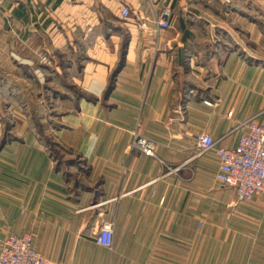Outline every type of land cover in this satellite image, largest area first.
Returning <instances> with one entry per match:
<instances>
[{"label":"crops","instance_id":"obj_1","mask_svg":"<svg viewBox=\"0 0 264 264\" xmlns=\"http://www.w3.org/2000/svg\"><path fill=\"white\" fill-rule=\"evenodd\" d=\"M0 22V251L33 233L50 264H264V194L231 207L196 156L261 120L264 0H25Z\"/></svg>","mask_w":264,"mask_h":264},{"label":"built area","instance_id":"obj_2","mask_svg":"<svg viewBox=\"0 0 264 264\" xmlns=\"http://www.w3.org/2000/svg\"><path fill=\"white\" fill-rule=\"evenodd\" d=\"M25 0H0V8L7 3L18 4ZM231 0H226L230 3ZM123 17L131 15L127 7L122 9ZM170 11L166 10L157 23V32L165 31L170 27L168 17ZM45 60V59H44ZM257 117L247 119L236 129H242L238 144L231 148L218 144V141L209 134L196 137L198 149L197 157L214 152L219 158L218 181L232 188L236 193V202H250L254 197L264 194V111ZM133 149L142 151L147 156L157 157L156 143L138 132H133ZM114 239V226L104 223L95 236L96 242L104 247L111 248ZM34 234L9 235L2 243L0 251V264H50L49 260L38 252L34 246Z\"/></svg>","mask_w":264,"mask_h":264},{"label":"rangeland","instance_id":"obj_3","mask_svg":"<svg viewBox=\"0 0 264 264\" xmlns=\"http://www.w3.org/2000/svg\"><path fill=\"white\" fill-rule=\"evenodd\" d=\"M5 28L4 24L0 22V51H2L5 48L6 38H5Z\"/></svg>","mask_w":264,"mask_h":264}]
</instances>
